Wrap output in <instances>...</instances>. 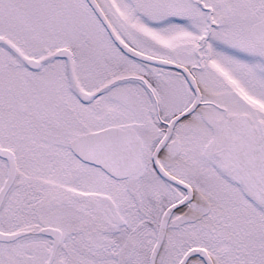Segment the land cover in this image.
I'll return each mask as SVG.
<instances>
[{
  "label": "snow or ice",
  "instance_id": "6c2138e0",
  "mask_svg": "<svg viewBox=\"0 0 264 264\" xmlns=\"http://www.w3.org/2000/svg\"><path fill=\"white\" fill-rule=\"evenodd\" d=\"M0 264H264V0H0Z\"/></svg>",
  "mask_w": 264,
  "mask_h": 264
}]
</instances>
